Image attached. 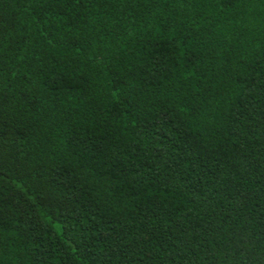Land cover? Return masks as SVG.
<instances>
[{
	"label": "trees",
	"instance_id": "16d2710c",
	"mask_svg": "<svg viewBox=\"0 0 264 264\" xmlns=\"http://www.w3.org/2000/svg\"><path fill=\"white\" fill-rule=\"evenodd\" d=\"M0 264H264V0H0Z\"/></svg>",
	"mask_w": 264,
	"mask_h": 264
}]
</instances>
